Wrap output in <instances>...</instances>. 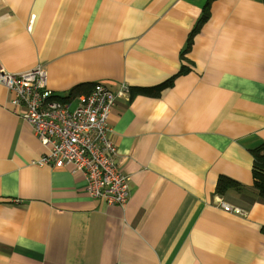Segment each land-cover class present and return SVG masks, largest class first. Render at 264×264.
Segmentation results:
<instances>
[{
    "label": "crops",
    "instance_id": "obj_1",
    "mask_svg": "<svg viewBox=\"0 0 264 264\" xmlns=\"http://www.w3.org/2000/svg\"><path fill=\"white\" fill-rule=\"evenodd\" d=\"M38 65L73 109L126 85L108 123L131 197L107 206L36 165L47 148L0 84V264H264V0H0V67Z\"/></svg>",
    "mask_w": 264,
    "mask_h": 264
},
{
    "label": "built area",
    "instance_id": "obj_2",
    "mask_svg": "<svg viewBox=\"0 0 264 264\" xmlns=\"http://www.w3.org/2000/svg\"><path fill=\"white\" fill-rule=\"evenodd\" d=\"M0 84L12 93L11 104L22 109L20 117L47 148L36 165L80 174L86 183V194L107 206L124 207L129 203L130 179L118 167V151L108 123L112 106L127 91L126 85L115 94L105 85L96 84L90 93L79 96L73 109L70 101L55 98L48 88L47 71L41 65L19 74L0 67ZM221 206L226 212L245 214L230 205Z\"/></svg>",
    "mask_w": 264,
    "mask_h": 264
},
{
    "label": "trees",
    "instance_id": "obj_3",
    "mask_svg": "<svg viewBox=\"0 0 264 264\" xmlns=\"http://www.w3.org/2000/svg\"><path fill=\"white\" fill-rule=\"evenodd\" d=\"M204 15L198 22L197 26L192 32V35L190 37L188 48L186 49V53L189 51L191 46L193 45V38L195 34H197L201 28V26L209 19V5L205 8ZM170 83H164L154 89H143L142 93L149 94V92H160L163 89L167 88ZM252 176H253V185L255 190L257 191V194L264 200V145L257 148L253 151V167H252ZM240 187L239 183L236 181L221 176L218 180V186L217 190L218 192L222 193V191H226L231 188H238Z\"/></svg>",
    "mask_w": 264,
    "mask_h": 264
}]
</instances>
